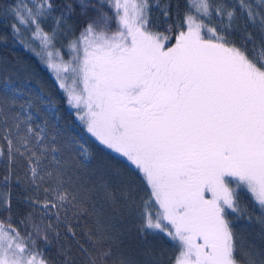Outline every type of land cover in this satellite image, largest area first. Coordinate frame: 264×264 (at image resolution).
<instances>
[{
	"label": "snow or ice",
	"instance_id": "6c2138e0",
	"mask_svg": "<svg viewBox=\"0 0 264 264\" xmlns=\"http://www.w3.org/2000/svg\"><path fill=\"white\" fill-rule=\"evenodd\" d=\"M0 12L14 39L39 40L84 130L142 181L141 194L92 167L53 101L5 77L0 264H264V0H185L183 11L15 0ZM253 220L260 245L239 230ZM160 237L167 260L149 243Z\"/></svg>",
	"mask_w": 264,
	"mask_h": 264
},
{
	"label": "trees",
	"instance_id": "16d2710c",
	"mask_svg": "<svg viewBox=\"0 0 264 264\" xmlns=\"http://www.w3.org/2000/svg\"><path fill=\"white\" fill-rule=\"evenodd\" d=\"M14 2L15 0H0V9H3L5 6H11ZM55 3L60 4L62 0H55ZM173 3L174 5L179 3L183 11L185 0H173ZM10 22L11 18L9 17L8 21H5L2 18V12H0V80L10 77L21 86L33 92L38 91L43 96L50 98L59 116L61 127L84 144L90 154L92 167L95 168L98 165H103L112 176L122 178L126 183L132 185L133 190L142 194L141 177L134 169V166L130 165L123 157H119L118 154L105 149L104 146L100 145L94 137H91L84 130L83 125L77 120L74 110L66 104L64 94L58 87L55 75L47 68L42 54H37L41 53V51L36 41L31 39V33L25 31L23 33L25 43H20L17 39H14L11 29L8 27V23ZM43 27L45 30L51 28L52 20L49 18L44 21ZM62 43V41H58L57 46H61ZM0 168H2V165H0ZM16 199L17 196L14 195L13 201L15 202ZM241 203L249 211H252L250 196L246 192L242 195ZM256 214L253 213L254 218ZM14 218L18 219V216ZM240 224L243 227H240L239 230L248 239L255 240L258 245L262 243L258 236L259 226L254 220L251 224L245 221H241ZM127 227H132L131 222L128 223ZM149 243L157 251H163L166 260L167 257L174 253L172 242L166 237L150 238ZM55 252V248H51L46 255L54 257Z\"/></svg>",
	"mask_w": 264,
	"mask_h": 264
},
{
	"label": "rangeland",
	"instance_id": "374dc122",
	"mask_svg": "<svg viewBox=\"0 0 264 264\" xmlns=\"http://www.w3.org/2000/svg\"><path fill=\"white\" fill-rule=\"evenodd\" d=\"M36 43L38 44L39 48H40V51H41V54H42V49L40 47V44H39V40H35ZM65 59H67V55H65ZM52 72V71H51ZM53 73V72H52ZM54 74V73H53ZM55 75V74H54Z\"/></svg>",
	"mask_w": 264,
	"mask_h": 264
}]
</instances>
